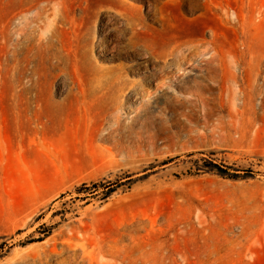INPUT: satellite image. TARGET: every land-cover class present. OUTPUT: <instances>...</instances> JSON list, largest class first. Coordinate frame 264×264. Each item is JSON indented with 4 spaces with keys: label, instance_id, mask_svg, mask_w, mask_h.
Here are the masks:
<instances>
[{
    "label": "rangeland",
    "instance_id": "374dc122",
    "mask_svg": "<svg viewBox=\"0 0 264 264\" xmlns=\"http://www.w3.org/2000/svg\"><path fill=\"white\" fill-rule=\"evenodd\" d=\"M9 1L0 0V264H264V0H35L43 10L32 24L53 46L32 47L17 67L8 47L20 7ZM212 40L213 119L189 103L157 105L149 84L152 95L128 101L114 125L103 76L122 65L143 80L149 53ZM202 160L237 177L198 171Z\"/></svg>",
    "mask_w": 264,
    "mask_h": 264
},
{
    "label": "bare ground",
    "instance_id": "6f19581e",
    "mask_svg": "<svg viewBox=\"0 0 264 264\" xmlns=\"http://www.w3.org/2000/svg\"><path fill=\"white\" fill-rule=\"evenodd\" d=\"M9 4L17 5L18 8L20 7L16 10L13 9L14 6H11V10L13 12L16 11L13 18L19 20V25H17L18 28L14 31L15 33L17 32V36L13 38L14 34H12L8 47L11 62L17 67L24 53L27 50H33L32 47L35 50H50L53 46V36L52 33H45L44 36L36 34L37 30L32 23L36 18L40 17V10H43V8L39 7L38 2L35 0H10ZM52 26L54 27L55 25L53 24ZM213 40L207 45L175 46L162 52L149 53L150 59L148 62H145L144 67L146 73L149 74L143 80L129 79L127 74L121 71L124 69L122 65H117L116 70H119L118 72H114V69H112L113 71H111L110 75L103 76L105 81L103 85L105 92L103 94L110 91L109 107L112 112L115 111L116 113L113 115L114 125L117 127V125L121 124L118 111L119 109H123L128 101L136 100L141 102L149 95H152L145 88L149 84L154 85L156 88V92L152 96L157 105L164 103L171 106L172 110H176L178 106H186L189 103L197 107V110L202 113L205 122L213 119L217 112L216 95L219 82L217 66L220 61L219 53ZM200 47L205 48L203 54ZM204 54H209V56L201 60L199 65L188 62L189 60L192 61L194 56ZM186 69H189L190 72L196 70L199 73H185L184 70ZM182 70L184 72H181ZM234 82V67L230 61L227 66V87L225 91L228 107L226 120L228 119L229 123H232L234 119L233 105L236 96L233 89ZM171 85H175L179 91L185 93L183 94L184 96L177 93H167L165 90L170 88ZM166 94L170 95L165 97ZM189 111L191 112V110ZM128 114H131V111ZM50 255L58 256L55 249L50 251ZM55 261L57 264H69L68 260L62 261L60 258L55 259ZM30 264H35V262L33 261Z\"/></svg>",
    "mask_w": 264,
    "mask_h": 264
},
{
    "label": "trees",
    "instance_id": "16d2710c",
    "mask_svg": "<svg viewBox=\"0 0 264 264\" xmlns=\"http://www.w3.org/2000/svg\"><path fill=\"white\" fill-rule=\"evenodd\" d=\"M231 168L232 167L225 166L223 164H217L216 162H214L212 160H202V165L200 166V168H198V171L200 170L201 172L214 173V174H217V175H219L221 177H225V178H236L237 175L229 173V170ZM99 186H100V184L95 183L92 185V188L95 189ZM103 187L105 190V191H103V196H104L103 198L109 197L114 192V189L110 188L109 185H105ZM83 188H86V187L82 186L80 188H77L76 191L81 192V190Z\"/></svg>",
    "mask_w": 264,
    "mask_h": 264
}]
</instances>
